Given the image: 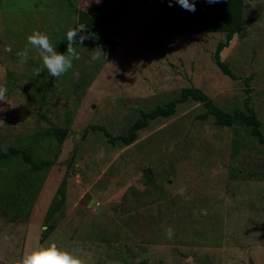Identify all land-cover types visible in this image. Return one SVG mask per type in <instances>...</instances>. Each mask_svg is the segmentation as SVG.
<instances>
[{
  "label": "rangeland",
  "instance_id": "rangeland-1",
  "mask_svg": "<svg viewBox=\"0 0 264 264\" xmlns=\"http://www.w3.org/2000/svg\"><path fill=\"white\" fill-rule=\"evenodd\" d=\"M163 1L0 0V150L18 149L0 162V264L51 243L85 264H264V143L252 126L202 119L207 107L189 98L132 143L119 138L188 87L228 112L252 107L264 133V0H246L243 30L221 52L233 76L216 63L225 33L147 30ZM101 6L126 30L106 61L78 47L56 78L36 74L37 49L16 55L33 30L65 53L79 11ZM25 152L51 165L29 171Z\"/></svg>",
  "mask_w": 264,
  "mask_h": 264
},
{
  "label": "trees",
  "instance_id": "trees-1",
  "mask_svg": "<svg viewBox=\"0 0 264 264\" xmlns=\"http://www.w3.org/2000/svg\"><path fill=\"white\" fill-rule=\"evenodd\" d=\"M71 2V0H68ZM191 3L192 0H189ZM246 0H219L215 4H207L204 0H198L196 3L195 13L184 10L181 6L172 0L173 6H169V0H164L158 8L155 15L151 18L147 25L149 31H170V32H220L225 33L227 40L219 43L216 50V63L221 70L230 76H233L228 65L221 59V52L225 47L229 46V42L234 38V35L243 30L244 24V9ZM103 5L110 7L109 0H103ZM101 10L94 16L88 13L80 12L79 23H84L89 27L90 32L96 34V38L86 40L83 47L92 50L98 44L103 47H117L126 36V30L114 28L111 26V17L107 16V11ZM103 17H108L104 20ZM100 19V21H99ZM104 24L105 26H102ZM193 98L201 101L207 107V111L201 115L202 119L208 118L209 115H214L216 124L232 126L234 123H244L252 126L251 133L259 137L264 143V133L261 130V120L255 113V110L248 106L247 111L237 108L234 112H228L217 106L213 100L203 91L198 88H184L180 97H177L166 105H160L151 111L143 112L141 118H138L129 128L128 133L119 137L124 143L130 144L137 138V131L147 127L151 119L159 116H169L176 112V106L179 103ZM93 129L104 130L102 126L92 125ZM67 131L59 132V144H62ZM108 136L110 134L106 132ZM85 136V133L83 134ZM115 142L118 137H110ZM18 152V149L11 147L9 151L0 150V162L8 164L13 156ZM25 159L30 162L33 167L29 171H39L51 165V162L44 160L41 162L34 161L30 158V154L24 153ZM10 164V163H9ZM55 207V206H53ZM52 213V212H51ZM53 228L49 226L47 233ZM47 235V234H46ZM45 235V236H46Z\"/></svg>",
  "mask_w": 264,
  "mask_h": 264
},
{
  "label": "clouds",
  "instance_id": "clouds-1",
  "mask_svg": "<svg viewBox=\"0 0 264 264\" xmlns=\"http://www.w3.org/2000/svg\"><path fill=\"white\" fill-rule=\"evenodd\" d=\"M176 4L184 10L191 13L196 11V3L198 0H175ZM205 3L211 5L218 3L219 0H204ZM99 3V0H97ZM169 6H173L172 0H169ZM96 38V34L90 32L89 27L84 23H79L69 28L66 32L67 48L65 53L56 50L55 45L51 42L49 36L39 30L27 36V46L19 50L16 55L20 57L21 62H27L29 53L32 49H37L42 58V67L37 69L36 74L47 69L48 73L56 78L66 75L72 68L73 62L80 59L79 48H83L84 42ZM108 52L103 45H97L91 50L90 62L107 60ZM7 87L0 85V101H6ZM173 229H167V236L172 238ZM11 264H85V260L65 248L59 247L56 243L41 245L31 251H26L19 258H14Z\"/></svg>",
  "mask_w": 264,
  "mask_h": 264
},
{
  "label": "water",
  "instance_id": "water-1",
  "mask_svg": "<svg viewBox=\"0 0 264 264\" xmlns=\"http://www.w3.org/2000/svg\"><path fill=\"white\" fill-rule=\"evenodd\" d=\"M148 175H149V171L146 170V171H145V177L148 176Z\"/></svg>",
  "mask_w": 264,
  "mask_h": 264
}]
</instances>
